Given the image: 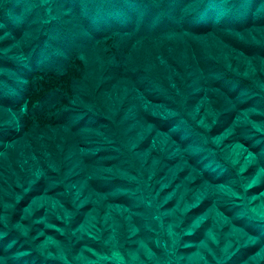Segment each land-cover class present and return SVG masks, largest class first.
Listing matches in <instances>:
<instances>
[{
	"label": "rangeland",
	"instance_id": "1",
	"mask_svg": "<svg viewBox=\"0 0 264 264\" xmlns=\"http://www.w3.org/2000/svg\"><path fill=\"white\" fill-rule=\"evenodd\" d=\"M252 1L229 13L206 0L167 46L125 34L119 58L111 34L84 44L112 24L99 9L87 24L66 0L42 2L82 34L61 37L21 15L25 0H0V264H264V0ZM233 20L243 29L213 28ZM81 44L69 106L30 125L32 58L60 67Z\"/></svg>",
	"mask_w": 264,
	"mask_h": 264
},
{
	"label": "trees",
	"instance_id": "2",
	"mask_svg": "<svg viewBox=\"0 0 264 264\" xmlns=\"http://www.w3.org/2000/svg\"><path fill=\"white\" fill-rule=\"evenodd\" d=\"M25 1L27 6L25 8L21 7L22 11L25 10L24 13L21 12V15L24 14L27 19L30 20V23L33 22L34 17L37 18L36 27L42 32L48 33L54 30L61 37L70 33L72 35L75 34L72 31L74 24L64 23L63 17H60V14L57 13V9H60L61 6L60 2H57V4L50 2L51 13H53L51 16H54V18L51 17L52 20H50L47 16L48 7H43L42 3H46L48 0ZM134 1L135 0H129V3L132 5ZM205 1L206 0H138L144 7V10L139 13L135 10L131 11L130 5L124 0H66L67 3L73 4L75 10L78 12L77 17H79L83 23L87 22V24L90 23V19L86 18V12L94 14L96 11L100 10V14L103 16L104 20H109L112 16L115 18V15L118 16L121 11H125L127 14L129 13L132 19L131 23L126 22L120 25L112 18L110 20L112 24L109 26L100 27L99 31H95L92 25L90 26V32L85 34L87 35V39L85 38L86 41L84 44L88 46H91V43L97 42L101 44L103 38L111 34L109 43L114 45V52L119 55V58L120 55H123V52L126 53L128 50L126 49L127 47L125 48V45H123L124 43H120L123 40L121 36L125 34H127L128 37L126 38L129 39L128 41L130 43L140 40L150 46H158L162 43L164 46H167V44L170 43L167 38L171 30L181 29L186 33L195 31L196 26L191 20L195 18V15L198 14L200 10H204L202 7ZM211 1L214 7H216V5L218 7L219 5L223 11H228L229 13H232V11H239V7H237L238 0ZM252 2L256 5L259 1L253 0ZM109 6L111 13L107 14L106 10L109 9ZM211 11L213 13V10ZM54 14L58 15L55 16ZM232 15L233 14H231L230 17ZM252 19L253 18L250 19V16H248L247 21H249H246L247 23L244 27L249 25ZM103 23L104 21L100 23V25ZM213 28L218 30H225L226 28L238 30L240 28L243 29V25L240 24L239 20H233L231 25L223 27V25L218 23L215 24ZM74 36H79L80 38L82 34L80 33ZM35 43L36 42H34L32 46H34ZM119 43L121 44L120 46H118ZM32 46L30 47L31 50L33 48ZM81 47H84L83 44L69 51V55L67 54L68 57L63 65L56 68H49L50 65H43L40 69H36L35 64L38 58L36 60L32 58L34 70L27 75V92L24 94L21 102L26 105V108L30 112V125H34L37 122L47 124L51 122V120L56 119L57 114L60 118L62 111L69 106V101L74 96V86L79 81L83 80L86 72L85 62L78 57ZM54 51H56L55 48ZM51 94H54L52 97L53 102L49 100ZM49 114L52 116L49 117Z\"/></svg>",
	"mask_w": 264,
	"mask_h": 264
}]
</instances>
